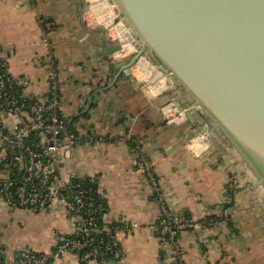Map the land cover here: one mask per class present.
<instances>
[{"label":"crops","instance_id":"obj_1","mask_svg":"<svg viewBox=\"0 0 264 264\" xmlns=\"http://www.w3.org/2000/svg\"><path fill=\"white\" fill-rule=\"evenodd\" d=\"M99 5L107 20L119 17L112 0ZM85 8V0H0V58L10 76L30 80L27 96H44L52 71L62 77L59 109L81 132L67 166L73 176L97 180L108 220L121 224L118 264H264V192L240 156L221 135L200 131L205 119L199 114L196 123L188 117L167 122L160 101L168 96L164 73L151 70L162 78L152 91L162 96L147 93L134 68L131 76L122 68L129 55L118 57L109 51L111 39L85 26ZM115 28L130 33L121 17ZM153 65L146 55L138 62L148 75ZM132 142L154 164L162 203L193 222L180 231L178 250L157 240L162 204L149 176L136 169ZM231 180L235 192H229ZM73 231L60 202L36 211L10 209L0 198V248L7 264H17L26 250L50 253L55 235ZM48 264L98 263L69 251Z\"/></svg>","mask_w":264,"mask_h":264},{"label":"water","instance_id":"obj_2","mask_svg":"<svg viewBox=\"0 0 264 264\" xmlns=\"http://www.w3.org/2000/svg\"><path fill=\"white\" fill-rule=\"evenodd\" d=\"M112 1L136 42L122 68L148 56L186 95L179 110L201 115L264 192V0Z\"/></svg>","mask_w":264,"mask_h":264},{"label":"built area","instance_id":"obj_3","mask_svg":"<svg viewBox=\"0 0 264 264\" xmlns=\"http://www.w3.org/2000/svg\"><path fill=\"white\" fill-rule=\"evenodd\" d=\"M46 27L50 29L52 23L46 22ZM2 64L7 66L6 62ZM62 80L57 71H52L47 93L29 100L33 96L25 95L23 90L30 80L13 78L0 71V140L3 146L0 198L10 209L29 207L36 211L46 210L53 203L60 202L65 213L74 221L72 234L55 235V245L50 253L26 250L17 264H48L50 259L69 251L83 261L118 264L122 257L117 239L120 227H109L106 223L104 230L108 239L96 236L100 228L95 218H86L82 213L94 214L101 205L94 201L86 203L85 188L80 182H75L81 176H73L67 166L72 149L81 142V132L75 130L59 109ZM17 88L22 92L17 94ZM163 105L167 122H174L177 118L186 119L184 112L177 105L174 106V101ZM132 145L136 147L137 171L149 176L153 192L158 193L157 198L162 204L157 240L162 246L178 250L176 237L193 222L179 218L162 203V189L157 182L152 160L141 152L138 143L132 142ZM228 189L235 192L232 180ZM108 255L114 258L113 262L108 260ZM0 264H7L1 248Z\"/></svg>","mask_w":264,"mask_h":264},{"label":"rangeland","instance_id":"obj_4","mask_svg":"<svg viewBox=\"0 0 264 264\" xmlns=\"http://www.w3.org/2000/svg\"><path fill=\"white\" fill-rule=\"evenodd\" d=\"M102 1L103 0H85L86 8L81 13V18L83 20V23L85 24V26L87 28L92 27L95 29H99L105 37H108L109 39H111V40H109V42L113 43L114 46L115 45H121L123 47L125 45V43L127 42L125 40L123 41V39H126L128 36L126 34L121 36V34L115 28V25H117L120 18L114 19L112 22H106V21L101 20V16L103 17L102 14L104 13V11L102 9L100 11H98L97 8H99V6H100L99 4ZM92 6H93V9L95 8V9H97V11L93 10ZM99 26H101V27H99ZM134 51L130 48H126L125 51L121 52V54L118 55V57H121L124 54H126V56L127 55L130 56L133 54ZM137 62L132 66L134 68L133 74L136 75V78L138 80L145 83V85H146L145 90L147 91V93H149L150 95L154 94L158 97H161L162 93L160 91L159 92H157V91L153 92L152 91L153 86L157 85L162 80L161 76L158 73H157V75H154V74H152V72H150L151 74L148 75L145 71L140 70ZM155 70H156V68H155ZM180 95L182 97V94H180ZM183 96L185 99L187 98L186 95H183ZM176 97H178V96H176ZM160 101L162 102L161 103L162 105L164 104L163 106H166L167 104L172 103L173 99L172 100H168V99L165 100L164 98L163 99L160 98ZM201 126H202V124H200L198 126V128ZM204 126H205V124H204ZM197 129H195L193 131H198ZM194 133L195 132H193L192 135ZM196 133H198V132H196ZM253 179L256 182V179L255 178H253ZM251 184H253V183H251ZM261 192H263L262 189H261Z\"/></svg>","mask_w":264,"mask_h":264},{"label":"trees","instance_id":"obj_5","mask_svg":"<svg viewBox=\"0 0 264 264\" xmlns=\"http://www.w3.org/2000/svg\"><path fill=\"white\" fill-rule=\"evenodd\" d=\"M4 62L5 61L2 58H0V71L6 72L9 75L8 70H7V66H4L2 64ZM16 92L18 94V92L21 93L22 91L20 88H17ZM33 99H34V97L31 99L29 98V100H33ZM75 182H80L82 187L85 188L84 197H85L86 203H88L89 201H94L96 204L101 205V208L98 209L97 212L94 214H89V212H85V213L83 212L82 214L86 218H88L90 216H93L95 218V221L97 222V224L99 225V228H100L99 231L96 232V236L103 238L104 240H107L108 235H107V232L104 230L105 224L107 223L109 227L110 226L121 227V224H119L116 221L108 220V218H107V214H108L107 201H106L105 197L99 192L97 180L90 178V177H81V178H76ZM153 196H155L157 198L158 193H154ZM177 237H176V240H177ZM107 258H108V260H111L112 262L114 261V258L111 255H108ZM50 260H49V262H50Z\"/></svg>","mask_w":264,"mask_h":264},{"label":"bare ground","instance_id":"obj_6","mask_svg":"<svg viewBox=\"0 0 264 264\" xmlns=\"http://www.w3.org/2000/svg\"><path fill=\"white\" fill-rule=\"evenodd\" d=\"M113 2V1H112ZM114 3V2H113ZM115 4V6L117 7V5H116V3H114ZM92 9H93V6H92ZM103 15V17L101 16V20H103V21H106V22H112L114 19H117V17L116 18H114L113 20H107L106 19V17H105V15L104 14H102ZM118 18H120V17H118ZM118 24V23H117ZM115 27H116V25H115ZM130 30V29H129ZM124 34H126V33H122L121 34V36H123ZM128 37L126 38V39H124L125 41H127L126 43H125V45L122 47V49L121 50H118V51H115V55H119V54H121V52H123V51H125V49L126 48H130V49H132L133 51L136 49V42H135V37H134V35L132 34V32H131V30H130V33H129V31H127V34H126ZM123 40V41H124ZM128 50V49H127ZM126 50V51H127ZM141 58V57H140ZM140 58H139V60H140ZM139 60H138V62H139ZM138 62H137V64H138ZM154 67H156L155 65H153L152 66V68L148 71V72H151V70L154 68ZM158 70H160L158 67H156ZM161 71V70H160ZM162 72V71H161ZM147 73V72H146ZM164 76H165V78H166V81H167V83H168V86L169 87H171L172 89L173 88H176V86L174 85V84H172V82H171V80L168 78V76H166V74H164ZM178 97L179 96H181L180 94H178L177 95ZM174 98H177V97H169V98H167L168 100H175ZM181 104H182V102H181ZM175 107H177L176 105H174ZM181 116H183V115H181ZM209 134V133H208ZM205 136H207V135H205Z\"/></svg>","mask_w":264,"mask_h":264},{"label":"flooded vegetation","instance_id":"obj_7","mask_svg":"<svg viewBox=\"0 0 264 264\" xmlns=\"http://www.w3.org/2000/svg\"><path fill=\"white\" fill-rule=\"evenodd\" d=\"M166 83H167V81H166ZM167 85H168V83H167ZM178 94H181V90H180V88L178 86H176V88H173V89L168 86V96H167V98L176 97Z\"/></svg>","mask_w":264,"mask_h":264}]
</instances>
